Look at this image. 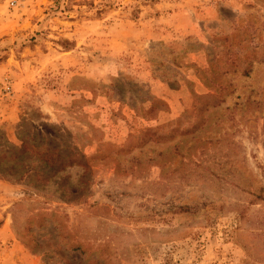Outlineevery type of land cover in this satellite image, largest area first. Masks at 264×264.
<instances>
[{"label": "rangeland", "instance_id": "1", "mask_svg": "<svg viewBox=\"0 0 264 264\" xmlns=\"http://www.w3.org/2000/svg\"><path fill=\"white\" fill-rule=\"evenodd\" d=\"M35 131L89 197L0 175V264H49L40 210L119 264H264V0H0V139Z\"/></svg>", "mask_w": 264, "mask_h": 264}, {"label": "trees", "instance_id": "2", "mask_svg": "<svg viewBox=\"0 0 264 264\" xmlns=\"http://www.w3.org/2000/svg\"><path fill=\"white\" fill-rule=\"evenodd\" d=\"M104 10H98L97 14ZM162 106H165L164 101L154 97L150 117L156 115ZM55 137L35 131L31 136L19 135V145L6 137L0 139V175L6 181L24 183L32 194L52 193L63 202H84L89 197L90 158L80 153L76 146L68 145L63 134L58 133ZM76 169L81 171L76 173ZM49 216L55 218L57 225L45 223L43 217ZM62 218L58 212L40 210L30 218V239L22 236L25 245L33 253L44 255L49 264H119L118 256H112L108 251L109 244L84 241L79 232L68 229ZM42 222L46 229L53 227L45 236L34 231L35 224L41 228Z\"/></svg>", "mask_w": 264, "mask_h": 264}, {"label": "crops", "instance_id": "3", "mask_svg": "<svg viewBox=\"0 0 264 264\" xmlns=\"http://www.w3.org/2000/svg\"><path fill=\"white\" fill-rule=\"evenodd\" d=\"M158 93V92H157Z\"/></svg>", "mask_w": 264, "mask_h": 264}]
</instances>
